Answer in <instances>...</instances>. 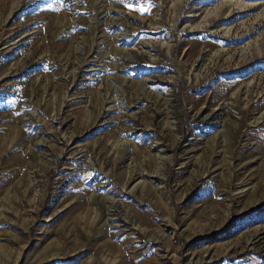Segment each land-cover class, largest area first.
I'll list each match as a JSON object with an SVG mask.
<instances>
[{
  "label": "rangeland",
  "instance_id": "374dc122",
  "mask_svg": "<svg viewBox=\"0 0 264 264\" xmlns=\"http://www.w3.org/2000/svg\"><path fill=\"white\" fill-rule=\"evenodd\" d=\"M0 264H264V0H1Z\"/></svg>",
  "mask_w": 264,
  "mask_h": 264
},
{
  "label": "bare ground",
  "instance_id": "6f19581e",
  "mask_svg": "<svg viewBox=\"0 0 264 264\" xmlns=\"http://www.w3.org/2000/svg\"><path fill=\"white\" fill-rule=\"evenodd\" d=\"M1 1V0H0Z\"/></svg>",
  "mask_w": 264,
  "mask_h": 264
}]
</instances>
